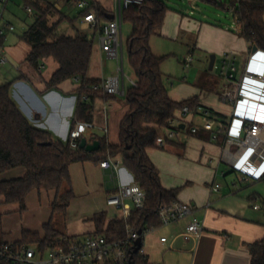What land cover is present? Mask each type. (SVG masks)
Returning <instances> with one entry per match:
<instances>
[{
    "label": "crops",
    "instance_id": "crops-1",
    "mask_svg": "<svg viewBox=\"0 0 264 264\" xmlns=\"http://www.w3.org/2000/svg\"><path fill=\"white\" fill-rule=\"evenodd\" d=\"M40 1L54 4L57 11L76 19L74 24L69 23L65 32H62L73 36L75 30L80 29L82 15L80 16L81 13L67 1ZM91 2L100 10L97 16L101 26L113 19L114 0ZM20 6L24 7L29 16H35L32 8L33 14L28 12L30 7H27L23 0H9L4 18L10 23H13L12 19H22ZM169 16L171 18L172 15ZM190 18L181 15H176L175 19L165 18L163 27L155 36L162 38L188 36L192 43L189 54L193 55L199 50L204 56L215 55L216 62L217 56L221 59L224 54L234 51L240 55L239 66L243 68L251 45L238 34L239 32L230 33L228 29L224 30ZM23 33L18 35L15 31L7 34L6 39L0 40V57L5 56L8 60L4 66H0V86L12 83L11 96L29 122L38 129L49 131L55 140L66 141L72 126L71 120L74 117L78 119L79 85L67 80L52 87L50 82L59 69L58 63L48 58L41 61L38 67L32 66L28 61L32 49L23 40ZM93 41L94 53L88 77L101 82L106 76L102 73L100 63L106 57L98 35L94 36ZM150 45L153 52L152 42ZM153 54L159 57L154 52ZM106 60L111 61L107 58ZM41 64H44L45 69L40 70ZM188 72L192 78L196 75V86L179 84L171 90L168 89L171 100L179 103L197 98L200 105L210 109L217 118L227 120L233 111L229 104L221 100L227 84L224 81H221L222 83L217 81L216 87L209 84L210 86L203 89L201 79L210 72L209 66L208 69L200 70L198 74L190 70ZM169 85L173 87V83ZM85 102L91 105V110L87 116L88 120L83 122H92L94 128L87 130L81 140L86 139L88 145L99 142L98 139L105 140L108 144H117L120 122L128 111L126 102L122 104L117 96L103 95H95L93 99ZM189 122L171 143H166L164 148H147L146 153L159 171L163 188L168 191L178 190L176 202L189 204L193 208V216L203 223L205 231L196 241L183 240L180 235L190 218L158 229L153 236L156 237L155 245L160 248L161 258L152 260L151 255L146 253L149 264H251L250 246L264 239V187L260 185L261 181H245L241 175L231 170L225 161L222 143L212 141L210 134L202 130L203 121L200 117H194ZM151 127L156 128L154 125ZM192 127L198 129L197 134L191 133ZM104 129L108 130L107 134ZM160 136L165 138L167 132L162 130ZM80 168L85 175L88 173L90 175L92 170L94 171L93 175L99 179L97 180L99 187L107 192V199L114 193L115 185L109 181V171L101 169L100 163L93 161L71 166L72 183L75 176L79 175ZM25 175L26 170L18 168L0 175V181L18 179ZM121 181L124 184L134 181L124 166L121 169ZM215 184L222 186L219 192L212 190ZM258 197L261 198L259 203L262 208L254 210V202ZM55 198V191H33L26 200V211L20 212L19 205L5 204L4 199L0 197V208L4 209L0 212L3 241L20 243L25 231L44 236L43 227L51 220L58 227L55 219L58 215L54 216L52 210ZM107 199L103 208L94 205L82 213L83 220L91 221V226L81 225L74 230L73 224L68 222L67 232L59 231L65 236L79 240L80 235L84 239L95 234L97 230L93 220L95 215L104 213L106 221L118 216L117 211L108 207ZM245 202L249 206H246ZM163 237L168 239L165 244L161 243Z\"/></svg>",
    "mask_w": 264,
    "mask_h": 264
},
{
    "label": "trees",
    "instance_id": "trees-1",
    "mask_svg": "<svg viewBox=\"0 0 264 264\" xmlns=\"http://www.w3.org/2000/svg\"><path fill=\"white\" fill-rule=\"evenodd\" d=\"M23 1L35 12L34 23L22 36L32 49L28 61L34 67L48 58L58 63L59 69L50 82L52 87L80 78L82 87L79 88L77 115L80 121L88 120L91 105L82 101V96L86 94L89 99H93L97 94L85 86L99 83L88 77L94 41H89L87 34L80 29L75 30L73 36L62 32V24H74L76 19L57 11L54 4L40 0ZM203 1L218 4L216 0ZM225 6L222 7L233 12L240 29L238 34L246 39L251 49L256 47L264 51V0H230L227 8ZM90 9L95 10L96 14L100 13L94 4ZM167 10L162 0H145L144 4L132 6L124 14V23L129 22L132 26L126 49L136 86L131 85L126 89L128 111L121 120L117 144H108L98 139L100 149L89 153L80 148L81 140L77 146H74L70 136L66 141L55 140L49 131L34 127L21 112L11 96L12 83L0 86V175L18 168L26 170L22 178L0 181V197L5 204H17L20 212H24L26 200L33 191H55L53 215H65L76 198L71 166L87 161L100 163L111 154L122 158L123 166L132 175L134 182L147 194L146 208L132 213L131 226L143 232L161 226L159 208L176 202L178 190L168 191L163 188L159 171L149 159L146 149L160 148V132L167 131L168 122L179 111L188 107L195 112L200 105L197 98L179 103L171 100L161 70L165 57H156L152 52L151 38L163 27ZM209 84L217 86L214 78L207 73L201 79V86L205 89ZM165 141L167 144L172 142L167 138ZM64 187L67 189L62 192ZM93 220L97 230L91 236L103 234L116 240L126 236V225L121 221L112 220L105 229L107 217L104 213L95 215ZM43 232L44 236L25 231L20 243L44 249L65 237L53 220L44 225ZM1 243L4 241L0 215ZM250 252L251 264H264V239L253 243ZM132 264L147 263L140 259L139 254H135Z\"/></svg>",
    "mask_w": 264,
    "mask_h": 264
},
{
    "label": "built area",
    "instance_id": "built-area-1",
    "mask_svg": "<svg viewBox=\"0 0 264 264\" xmlns=\"http://www.w3.org/2000/svg\"><path fill=\"white\" fill-rule=\"evenodd\" d=\"M64 1L82 14L79 27L87 34L88 40L93 41L94 36L98 35L105 57L116 63L114 75L85 88L97 95L125 96L126 82L133 86L136 83L125 72L124 14L130 7L144 4L145 0H114L113 19L104 26L100 25L95 10L90 9L93 4L91 0ZM8 2L9 0H0V40L15 32V27L4 18ZM28 12L33 14L31 8ZM235 31H240L238 25ZM7 61L5 56H1L0 66H4ZM239 62L240 55L232 51L224 54L214 66L217 77L227 84L221 100L232 107L231 116L222 120L203 105H199L195 112L184 107L168 122L167 136L160 138L158 146L164 148L165 139L174 140L182 130L181 125L187 126L189 120L200 117L203 121L202 130L210 134L212 141L222 143L224 158L231 170L241 175L245 181L258 182L264 180V51L257 49L254 52L251 49L243 68L239 66ZM193 63L194 57L189 55L184 61L187 71L192 68ZM43 69L45 66L41 64L40 70ZM72 81L79 88L82 87L80 78H73ZM88 100L86 94L82 96V101ZM71 123L69 136L74 146H77L84 133L94 128V124L75 117ZM190 131L194 135L198 129L192 127ZM104 132L107 134L108 130L104 129ZM100 167L109 171V181L115 185V191L108 197L107 205L118 212L114 219L126 225V236L123 239H109L103 234L81 240L65 236L44 249L19 242H4L0 244V264H132L135 243L139 239H142V247L136 254L149 264L143 245L145 237L187 218L190 221L180 237L185 241L201 238L205 231L203 223L193 216V208L189 204L181 202L162 205L158 211L161 226L141 231L140 234V231L131 226L130 220L134 211L141 212L146 208L147 194L134 181L130 184L122 183L123 160L120 156L108 154L100 162ZM221 187L220 184H215L212 190L219 192ZM260 200V197L255 199L254 210L262 208ZM111 221L112 219L107 221L105 229ZM167 241L166 237L161 238L162 244Z\"/></svg>",
    "mask_w": 264,
    "mask_h": 264
},
{
    "label": "rangeland",
    "instance_id": "rangeland-1",
    "mask_svg": "<svg viewBox=\"0 0 264 264\" xmlns=\"http://www.w3.org/2000/svg\"><path fill=\"white\" fill-rule=\"evenodd\" d=\"M162 1L165 2V5L168 8L166 12V19H175L176 15H181L182 17L185 16V18L191 17L190 19L201 20L211 26L218 27L224 30L228 29L230 33H236L235 29L237 28V24L233 17V12L231 10L228 11L227 9L222 7L226 5L225 7L227 8L230 0H216L218 2L217 5L212 2L203 0ZM11 5H9V9ZM20 14L23 16V18L12 19L13 23H11L15 27V31L18 35L23 33L24 29L27 26L32 25L35 20V17L29 16V14H27L26 10L22 6H20ZM169 15H172L171 18ZM68 24L69 22H65L64 24H62L61 31L65 32V28L68 27ZM131 33L132 26L129 22H126L123 28V40L125 44V72L128 77L135 79L134 73L129 65L126 49V44L131 36ZM151 42L153 44V52L160 58L165 57L161 65V70L164 75V82L165 85H167V89L171 90L174 87H177L179 84H188L193 87L196 86V75L194 78L190 77L189 72L186 70L184 65V60L188 58L189 55H191L188 51L191 48L192 43H190L188 36L166 38L154 36L151 39ZM193 57L194 63L190 71H194L195 74H198L200 70L208 69L209 59L211 56H204L199 50H197L195 51V54H193ZM219 61L220 57L217 56V62ZM100 65H102V73H104V76H106V78L110 77V75H112L113 73H116L115 62L107 61L106 58H104ZM209 74L214 78L215 82L218 81L219 83H222V80L217 77V73L215 70L210 71ZM172 83L173 87L169 85ZM130 87V83L126 82V89ZM117 99L122 104L126 102L125 96H117ZM78 172L79 175H76L73 180V189L76 195V200L74 199L75 201L72 203L70 209L65 215H58L57 218H55L58 224V229L60 231L62 230L64 232H67L66 225H69L68 222L73 224L74 230L75 228L76 230L80 228L81 225L91 226V221L83 220L84 216L82 215V213L94 205L100 206L102 208L106 206L107 192L102 187H99V179L97 177L95 178V176L93 175L94 171L92 170L90 175L89 173L85 175L84 171L80 168ZM260 185L264 187V180L261 181ZM65 189L67 188L64 187L62 189V192L65 191ZM245 204L246 206H249L247 202H245ZM3 210L4 209L0 208V212H3ZM151 235L152 236L145 237L143 245L146 253L151 255L152 260L154 258H157L158 260L161 258V254L159 253L160 248L159 246L155 245L156 237L153 236V234ZM79 238L82 239L83 237H81L80 235Z\"/></svg>",
    "mask_w": 264,
    "mask_h": 264
},
{
    "label": "water",
    "instance_id": "water-1",
    "mask_svg": "<svg viewBox=\"0 0 264 264\" xmlns=\"http://www.w3.org/2000/svg\"><path fill=\"white\" fill-rule=\"evenodd\" d=\"M257 50L256 47L253 48V51L255 52ZM216 63V56L212 55L210 58V64H209V71L214 70V66ZM180 128L183 130L185 128V125H181ZM80 148L84 149L85 151L89 153H95L100 149V143L98 141L94 142L92 145H88L86 139H82L80 143ZM141 234V231L139 232ZM136 248L134 250V254H136L140 248L142 247V239H139L136 243ZM133 259V256L131 257Z\"/></svg>",
    "mask_w": 264,
    "mask_h": 264
}]
</instances>
